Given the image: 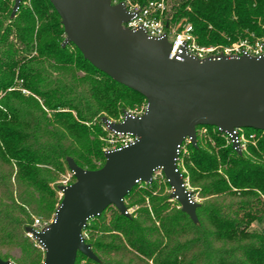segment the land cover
I'll return each instance as SVG.
<instances>
[{"label":"trees","instance_id":"1","mask_svg":"<svg viewBox=\"0 0 264 264\" xmlns=\"http://www.w3.org/2000/svg\"><path fill=\"white\" fill-rule=\"evenodd\" d=\"M166 3L165 21L192 24L201 45H230L245 30L264 33V0ZM13 6L14 0H0V249L20 246L30 252L20 264H35L45 252L26 230L34 216L56 212L61 200L52 184L69 169L68 157L85 169L102 167V118L118 119L146 98L96 68L73 43L62 45L65 30L50 0H32L30 7L23 0L15 17ZM202 127L207 135L199 134ZM197 129V144L183 145L190 148L184 176L207 197L197 208L199 222L170 208L168 197L153 195L155 179L141 181L126 205H144L147 196L150 208L124 215L109 206L91 218L85 240L99 260L79 253L76 264H264L263 232L248 231L264 220L263 130L245 129L257 138L239 153L216 126Z\"/></svg>","mask_w":264,"mask_h":264},{"label":"water","instance_id":"2","mask_svg":"<svg viewBox=\"0 0 264 264\" xmlns=\"http://www.w3.org/2000/svg\"><path fill=\"white\" fill-rule=\"evenodd\" d=\"M23 0H14L12 17ZM61 17L66 37L85 59L114 80L145 96L140 116L127 112L120 122L103 117L110 130L132 133L138 140L104 152L102 167L89 170L68 157L71 184L59 186L62 199L53 220L42 230L28 227L45 252L43 264H76L79 253L99 260L84 236L88 221L109 206L129 215L125 197L139 182L164 173L184 212L198 223L186 178L179 167L181 146L197 144V128L212 125L231 134L238 128L264 130V55H209L183 52L171 57L167 35L151 37L142 28L124 25L132 17L123 2L50 0ZM0 264H14L0 256Z\"/></svg>","mask_w":264,"mask_h":264},{"label":"built area","instance_id":"3","mask_svg":"<svg viewBox=\"0 0 264 264\" xmlns=\"http://www.w3.org/2000/svg\"><path fill=\"white\" fill-rule=\"evenodd\" d=\"M114 3L123 2L127 10L132 13V17L129 21L124 23L125 26L131 29L142 28L146 33L151 37H163L167 35L169 41L171 42V57H175L183 52L195 55L199 58H204L209 55H228V56H262L264 55V33L262 35H257L254 32L249 35V37L240 38L239 40L226 45L221 51H216L214 47H200L196 42V34L192 24L186 23L183 26L180 24H169L165 20V13L167 10L166 0H148L144 4H141L138 1L131 0H113ZM145 110L140 112L137 111H126L131 116H140L144 113ZM124 114L118 120H111V122H120L124 118ZM106 130L108 131V136L106 138V146L104 152L125 147L135 143L138 140V137L132 133H123L119 131H112L109 129V126L104 124ZM218 130L222 132L219 128ZM208 129L203 127L201 130V135H207ZM224 133L230 144H233L234 140L231 134L226 132ZM237 136L235 140L238 142L239 148L241 151L247 149L248 143H254L257 138L256 133L247 134L244 128H238L236 130ZM200 134V131H199ZM264 134V130H263ZM198 135V129H197ZM185 142H190L189 139ZM184 145L181 146V151L183 150ZM235 149V148H234ZM179 161V160H178ZM157 172V171H156ZM141 182V181H139ZM138 182V183H139ZM193 198V197H192ZM194 201V198L192 199ZM127 212L130 215V209L128 208ZM51 222V221H50ZM50 222H44L42 219L37 218L34 221L32 227L36 230H42ZM27 235L35 240L36 245L39 246L42 250L43 247L36 240L32 233L27 232ZM84 236L86 233L84 232Z\"/></svg>","mask_w":264,"mask_h":264},{"label":"rangeland","instance_id":"4","mask_svg":"<svg viewBox=\"0 0 264 264\" xmlns=\"http://www.w3.org/2000/svg\"><path fill=\"white\" fill-rule=\"evenodd\" d=\"M31 1L32 0H25L26 4L29 5V7L31 6ZM121 1V0H119ZM133 2L135 1H138V0H131ZM139 2V1H138ZM4 16H7V13H4L3 14ZM15 17V16H14ZM175 24H180L181 26H183L184 24L186 23H183V22H179V23H175ZM245 33L247 34V36L249 37V35L251 33H253V31H250V30H245ZM245 36V37H247ZM14 36H10V38H13ZM66 37V35H64V38ZM225 37V36H224ZM240 38H244V37H239ZM228 39V38H227ZM238 39V40H239ZM13 41H15V39L13 38L12 39ZM196 42L197 44L200 46V47H214L216 48V51H221L223 49L224 46H226L227 44H225L224 42L222 43H214V44H209V45H201V43L199 42L198 40V35L196 34ZM63 43V42H62ZM70 50L72 52H75V49L73 47H70ZM36 53L34 52L33 55H35ZM81 74H84L82 72H80ZM19 90H22V92H24L25 94H29L30 92L26 89H23L21 88L20 86L17 87ZM146 105H147V102L146 101H141L140 103H136L134 105H127L126 106V111H137V112H140L142 110H145L146 108ZM122 116V115H121ZM120 116V118H121ZM106 117V116H105ZM108 118V117H107ZM118 118V119H120ZM111 120H118V119H112V118H109ZM103 128L104 130L107 132V134L101 138L105 143H104V146H103V151H104V148L106 146V138L108 136V131L106 130L105 126L103 125ZM203 128V127H202ZM202 128L199 129L200 131V135H201V130ZM244 129H248V128H244ZM206 142H210L213 146H216V143L215 141H213L212 139H209L208 137H206ZM227 145V142L225 143ZM243 152H246L248 153L249 150L248 148L243 151ZM182 156L179 157V167H180V170L182 171V173L184 174H187V168H186V164H185V158H188L189 155H190V148L188 147L187 143L184 145V148L182 150V153H181ZM105 158V156H104ZM105 163V162H104ZM101 164V161L98 162V165ZM221 172V169L219 170ZM186 182H187V186L189 188L190 191H192V194H193V198L196 202H198L199 204L203 203L204 201H206L207 197H202L200 195V191L198 188L196 187H193L191 184H190V181H189V177L186 176ZM154 179H155V189H152V193L153 195L155 196H159V197H163V196H166L168 197L169 201H170V208H181V204L176 200V199H172L170 197V194L172 192V189L171 187L169 186L168 184V181L165 177V175L161 172V171H157L155 174H154ZM75 181V178H74V175H72V173L70 172L69 169L66 170L65 173L61 174L59 179L57 181H55V183H53L52 185L56 187V190H57V193H58V197L59 199L61 200L62 199V193L60 192L59 190V186L60 185H64V184H71ZM146 188V187H144ZM145 204L144 205H141V204H135L133 205L130 209V214H133L136 212V210L142 208V206H147L150 208V203H149V197H145ZM131 199H128V203L130 204L131 203ZM126 202V201H125ZM59 203L57 204V207H58ZM55 216V213H53L50 217L48 218H45L44 216L42 215H36L34 216V221L35 219L37 218H40L42 220H44L45 222H50L53 220ZM248 231L250 233H262L263 232V236H264V220L262 222L260 221H253L249 227H248ZM28 236V235H27ZM29 237V236H28ZM30 240L34 243V246L36 248H39L40 250H42L39 246L36 245V242L34 239H32L31 237H29ZM43 251V250H42ZM0 252L1 254H5V255H9L11 258L9 260H11L14 264H20V261H29L30 260V252L26 251V250H23L20 246H16V247H9V248H6V247H3L0 249ZM39 255L36 257V262L35 264H42L43 263V260L45 258V254L44 253H41L39 252L38 253ZM83 262V261H82Z\"/></svg>","mask_w":264,"mask_h":264}]
</instances>
